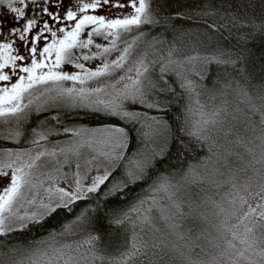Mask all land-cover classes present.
Wrapping results in <instances>:
<instances>
[{"label":"snow or ice","instance_id":"obj_1","mask_svg":"<svg viewBox=\"0 0 264 264\" xmlns=\"http://www.w3.org/2000/svg\"><path fill=\"white\" fill-rule=\"evenodd\" d=\"M224 4L230 8L232 0H221L219 6L215 0H206L195 13L196 22L203 25L201 30L177 27L176 19L193 20V14L177 11L174 16H161L152 7V0H76L75 4L64 0L55 5L56 12L50 10L51 0H0V6L13 17L12 24L0 23V145L11 144L0 146V175L8 180L0 189V264H171L176 258L181 264H264V64L257 70L253 52L247 47L255 32L264 35V20L250 25L253 31L237 38V50L227 51L228 59L222 58L224 51L207 58L209 63L233 67L225 88L240 97L246 111L237 108L230 114L226 101L212 111L206 110L200 103L199 86L179 71L199 56L174 59L178 52L175 36L166 56L149 60V50L159 51L158 46L167 43L165 33L169 30L187 36L193 43L221 29L231 34L228 25L238 28L242 18ZM47 17L72 22L70 30L59 25L54 30ZM162 21L164 33L151 35L141 30ZM5 28L9 29L7 34ZM98 37L106 43H95ZM112 53L117 54L109 59ZM94 60L100 61L94 68L84 63ZM157 63L158 75L153 71ZM62 65H72L77 71H63ZM169 71L176 73L180 88L188 93L185 119L178 132L190 141L208 145L211 153L213 134L221 130L229 116L237 121V113H241L249 131L258 133L237 141L246 145L251 158L245 160L235 153L241 163L234 171L229 168V179L223 182L227 192L219 201H207L211 219L203 218L215 232L209 247L201 249L207 258L194 260L197 245L178 231L181 225L177 221L185 212L176 197L184 183H198L197 168L211 162V156L190 165L180 180L161 173L128 211L111 214L108 223L125 231L118 255L106 256L100 248L103 236L93 214L100 199L127 194L131 185L151 179L157 157L165 154L171 125L133 109L142 105L164 110L170 101L162 102L159 97L175 91L165 78ZM69 81L72 86L66 87ZM77 106L102 112L125 126L64 127L59 109ZM49 109H57V113L40 120L36 127H25L33 111ZM137 123L141 125L136 129L137 138L143 147L129 155L132 129L127 125ZM61 134L68 139L62 144L52 143L50 138ZM25 143L29 146L22 147ZM184 147L187 149L188 144ZM215 163H220L219 158ZM212 171L218 170L214 167ZM93 196L98 198L95 208L90 203ZM164 200L168 203H162ZM77 202L88 203L74 213ZM58 210L74 213V219L41 240L11 242L14 234L42 224ZM189 210L190 214L191 205ZM157 219L163 221V229L157 226ZM81 233L87 235L72 239Z\"/></svg>","mask_w":264,"mask_h":264},{"label":"trees","instance_id":"obj_2","mask_svg":"<svg viewBox=\"0 0 264 264\" xmlns=\"http://www.w3.org/2000/svg\"><path fill=\"white\" fill-rule=\"evenodd\" d=\"M206 0H152V7L160 12L161 16H174L177 11L190 12L193 14V20L181 21L176 19L174 21L177 27L181 25L185 29H196L202 30L203 25L197 23V17L195 13L201 9L205 4ZM217 6L220 5L221 0H215ZM251 3V6L248 5ZM230 12L237 13L242 21L238 25V28L228 25L231 30V34L226 29H221L219 32L210 34L216 40L215 48L211 50H201L204 54L213 53V56H218L220 52L224 51L226 54L223 59H228L227 51L235 52L237 50L236 41L237 38L246 35L247 32L253 31L250 27L252 24H260L264 20V6L261 5V0H232V7H228L227 4L223 5ZM226 23L225 21H220ZM165 24L162 21L160 25L155 26H142L143 31L150 32L151 35H159L164 33ZM239 29V30H238ZM179 34L169 30L165 33L166 40L170 39L173 35ZM151 38V37H149ZM186 40L192 41L187 36L183 37ZM247 47L253 52V61L256 69L258 70L261 64H264V35L259 32L254 33V38L248 40ZM185 53L189 54L186 50ZM235 58V57H232ZM203 66V65H202ZM203 73L200 76L199 83L207 89H221L222 91H233L231 88H225V85L230 78V74L233 72L231 65L216 64L215 62L209 63L205 61L203 67H199ZM155 74H159V64L157 63L153 69ZM188 75H195V73L189 71ZM202 77V78H201ZM165 78L169 81L171 87L174 88L173 94H164L159 97L163 101H170L164 106L163 111H157L155 109H146L142 105H136L133 110L141 111L145 109L149 112L157 113L158 117L167 121L172 127V135L167 140L168 147L163 156L157 157V163L151 170L152 178L147 181L137 182L135 185H131L127 191V194L120 193L117 195L109 196L99 200L98 211L93 215L96 216V228L103 236V243L100 248L103 254L109 253L116 254L120 250L122 244L124 229H118L112 227L108 223L109 216L111 214L123 213L125 208L136 198L137 196L144 194V190L148 189V186L153 183V179L161 173L165 175L173 176L175 180H180V177L185 171L188 170L190 165L195 164L203 158L206 153V147L201 143L190 141L187 136L178 132V128L185 119V108L187 106L188 93L184 89L180 88V80L178 79L174 71H169L165 74ZM157 97H153L156 99ZM163 106V103H162ZM57 109H49L43 113L32 112L29 120L25 125L26 128L36 127L40 120H44L50 115H55ZM61 122L63 126L68 125H99V124H112L116 123L118 126H125L123 121H117L116 118L108 117L102 112H96L90 108L85 107H61L59 109ZM38 117V119H34ZM54 123V122H53ZM2 124V121H0ZM127 127L131 128L130 133V148L128 149L129 155L135 152L137 147H143L141 141L137 138L136 129L140 128L141 125L137 123L135 126L129 124ZM2 131V129H0ZM64 137L63 134L52 137L59 139ZM50 138V139H52ZM188 144V148L184 147ZM0 146H11L10 142H4ZM22 147L29 146L26 143L21 145ZM194 148V150H192ZM103 197V192H101ZM97 197L93 196L90 200L92 207H97ZM88 202H77L78 207L75 208L74 213H78L81 208L87 206ZM74 213L69 214L65 210H58L57 213L53 214L47 220L40 225H34L30 229L25 230L22 233H16L12 236L11 242L13 244H24L25 242L31 243L34 240H41L44 236L48 235L53 230H60L61 225L68 223L74 219ZM83 234V233H81ZM87 234V233H86ZM108 255V254H107Z\"/></svg>","mask_w":264,"mask_h":264},{"label":"rangeland","instance_id":"obj_3","mask_svg":"<svg viewBox=\"0 0 264 264\" xmlns=\"http://www.w3.org/2000/svg\"><path fill=\"white\" fill-rule=\"evenodd\" d=\"M64 2V0H51L52 7L50 10L56 12L57 9L55 8V5L57 3ZM76 0H72V4H75ZM89 14H95L91 11ZM99 14H105L103 12H100ZM49 19L51 26L55 30V28L59 26H67L70 30V27L72 25V22H66V21H53L50 17H47ZM0 23H7L12 24L13 23V17L12 15L7 14V9L3 6H0ZM5 33L7 34L9 29H4ZM38 31L37 29H34L31 33L32 35L35 34V32ZM179 33V32H178ZM83 35V34H82ZM176 37V45L178 48L177 55L174 57V59L182 60L184 57L187 56H194L198 55L199 59L195 60L191 63H186L182 68L179 69V71L184 72L189 79H192L195 81V83L199 86L198 91L200 92V103L206 105L207 111H212L214 107L221 106L224 101L227 102V108L229 113H235L237 108L247 110L246 106L241 103L240 97H238L233 91H225L221 89H207L204 88L200 83V76L203 73L202 70H199V67H203L205 61L208 57H212L213 53L210 52L209 54H204L201 52V50H213L216 46V40L210 35L209 36H203L201 39L195 43L193 41L186 40L185 36H181L179 34L173 35L170 39L166 40L167 43L163 45H159V51L152 52V50H149L152 54L149 56V60H158L161 56H166L168 44L173 41V37ZM95 43H106V41L103 40L102 37L94 38ZM42 46V45H40ZM122 47V45H121ZM95 51V48L92 49ZM188 51L189 54L185 53L184 51ZM117 53H112V55L109 57V59H114L115 55ZM54 58V57H53ZM83 62V61H82ZM87 67L94 68L96 64L100 63L99 60L94 61H88L84 62ZM203 65V66H202ZM61 70L72 72L77 71L72 65H62ZM189 71L193 73H199V75H188ZM66 87H71L72 83L65 82ZM95 86V85H93ZM212 97H215V99H212ZM103 98H107L106 96ZM187 104H188V97H187ZM144 112H147L149 116H157V113L155 112H149L145 109L141 110ZM240 116V119L237 121H232L230 116L227 121L223 124V127L221 130L217 133L213 134L214 143L212 144V152H209L208 145H204L206 147V153L204 154L202 159H206L207 157L211 156V162L207 164H202L197 168V173L195 179L198 181V183H184L183 187L177 194V201L182 202L183 211L185 212V216L183 219L177 221L181 226L178 228V231L183 233L185 237L189 240L190 243L197 245L195 247V250L192 254V258L195 259H201V258H207L206 254L201 252L202 248H208L209 247V241L215 236V232L210 228V225L207 220H205L203 217L208 216L209 219H211L210 216V203H207L209 198L219 201L221 196H223L227 190L228 186L226 184H223L224 181L229 179V168L231 167L234 171L241 163L240 160H238L235 153H239L241 156L244 157L245 160L250 159L251 157L248 156L246 152V145L238 143L239 138H251L253 135L258 133H252L249 131V128L245 126L244 117L241 113H237ZM258 126L259 117L255 118ZM105 124H99V125H68L64 127L69 128H79L84 127L87 129H95L102 127ZM68 139L67 136L64 135V137H61L59 139L52 138V143H64ZM256 143H259V141H256ZM48 147H51L52 144H48ZM27 147V146H25ZM229 153H233V155L229 156ZM219 158L220 163L216 164L215 161ZM227 158V159H225ZM200 159V161L202 160ZM200 161L196 162L193 165H197ZM216 168L218 171L214 173L212 171L213 168ZM259 167V165H257ZM244 177L241 176V181H243ZM215 181V182H213ZM8 180L6 177L0 175V189H2L6 184ZM218 184H223L222 187L217 188ZM64 186V185H61ZM144 194H141L134 198V200L125 208L124 212L128 211L129 207L138 199L141 198ZM162 203L167 204L168 201L164 200ZM189 205L192 206L193 211L189 214ZM158 217V213H154ZM234 222V221H233ZM157 226L164 228L163 221H160L157 219ZM58 231V230H57ZM49 235V234H48ZM48 235L44 236L43 238L47 237ZM87 234H79L76 237H72V239H83ZM170 240H174V236L168 237ZM179 244H183L184 241H177ZM119 253V252H118ZM116 254H105L106 256H116ZM171 264H181V261L176 258L171 261Z\"/></svg>","mask_w":264,"mask_h":264}]
</instances>
